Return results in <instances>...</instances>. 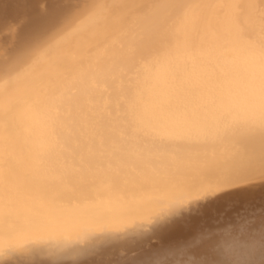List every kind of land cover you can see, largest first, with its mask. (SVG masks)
<instances>
[{
	"label": "bare ground",
	"instance_id": "6f19581e",
	"mask_svg": "<svg viewBox=\"0 0 264 264\" xmlns=\"http://www.w3.org/2000/svg\"><path fill=\"white\" fill-rule=\"evenodd\" d=\"M0 264H264V0H0Z\"/></svg>",
	"mask_w": 264,
	"mask_h": 264
}]
</instances>
